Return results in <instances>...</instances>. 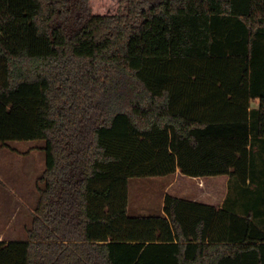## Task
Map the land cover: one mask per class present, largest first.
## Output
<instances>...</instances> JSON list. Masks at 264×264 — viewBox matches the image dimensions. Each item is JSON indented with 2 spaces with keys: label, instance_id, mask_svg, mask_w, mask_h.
<instances>
[{
  "label": "trees",
  "instance_id": "1",
  "mask_svg": "<svg viewBox=\"0 0 264 264\" xmlns=\"http://www.w3.org/2000/svg\"><path fill=\"white\" fill-rule=\"evenodd\" d=\"M255 137L264 0H0L1 146L46 141L0 264H264ZM176 173L236 198L168 191L129 214L131 178Z\"/></svg>",
  "mask_w": 264,
  "mask_h": 264
},
{
  "label": "rangeland",
  "instance_id": "2",
  "mask_svg": "<svg viewBox=\"0 0 264 264\" xmlns=\"http://www.w3.org/2000/svg\"><path fill=\"white\" fill-rule=\"evenodd\" d=\"M9 147L0 151V223L4 241L9 239L22 240L27 238V230L32 224L34 208L38 200L39 178L46 167V154L43 149L46 141L43 139L29 141H9ZM6 153V154H5ZM223 177L210 179L211 182H221ZM223 189L207 190L194 180H187L176 173L169 176H147L131 178L129 182V214L159 215L163 212L164 196L172 191L188 197L198 195L206 198V193L221 198L229 192L236 198L232 186L228 187V178ZM225 189V190H224ZM224 192V193H223ZM203 194V195H202ZM219 196V197H220ZM208 199L214 200L207 197Z\"/></svg>",
  "mask_w": 264,
  "mask_h": 264
},
{
  "label": "crops",
  "instance_id": "3",
  "mask_svg": "<svg viewBox=\"0 0 264 264\" xmlns=\"http://www.w3.org/2000/svg\"><path fill=\"white\" fill-rule=\"evenodd\" d=\"M258 106V102H255L254 104H253V107H257ZM253 141H254V147H255V152H257V157H261V159L260 158H258L257 160H258V162L261 164V160H263L264 159V139H261V138H254L253 139ZM1 148H2V146H1V142H0V150H1ZM0 153H4V151H0ZM6 154V153H5ZM261 169L263 168V167H260ZM162 213H164V212H162ZM2 223H0V227H2ZM2 230V229H1ZM0 230V240H6V239H4V237H2L3 235V232ZM10 240H16V239H9V240H7V241H10Z\"/></svg>",
  "mask_w": 264,
  "mask_h": 264
}]
</instances>
